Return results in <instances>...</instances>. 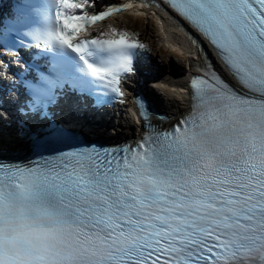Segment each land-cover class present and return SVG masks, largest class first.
Listing matches in <instances>:
<instances>
[{
    "label": "snow or ice",
    "instance_id": "6c2138e0",
    "mask_svg": "<svg viewBox=\"0 0 264 264\" xmlns=\"http://www.w3.org/2000/svg\"><path fill=\"white\" fill-rule=\"evenodd\" d=\"M168 3L215 50L224 75L202 65L189 112L169 131L152 129L139 101L146 128L135 144H93L25 165L0 157V264H264V0ZM93 6L44 0L33 8L34 36L57 71L103 105L123 96L145 46L116 29L79 40L134 5L90 14ZM53 83L33 90L29 111L40 126L15 122L16 138L33 148L73 139L48 118ZM0 122L2 143L11 122Z\"/></svg>",
    "mask_w": 264,
    "mask_h": 264
},
{
    "label": "bare ground",
    "instance_id": "6f19581e",
    "mask_svg": "<svg viewBox=\"0 0 264 264\" xmlns=\"http://www.w3.org/2000/svg\"><path fill=\"white\" fill-rule=\"evenodd\" d=\"M11 4H6L0 8L4 13H8L9 10L11 9ZM1 17V16H0ZM26 17H34L32 14H27V15H22L21 18H15L17 19H23ZM0 21H5V18H0ZM189 31H191L195 36L200 38V36L193 30L191 29L188 25L183 23ZM172 28L169 26L165 29V31L162 33L164 37H169L168 45L169 46H176L175 50L177 51L176 53L184 59L186 62V67L182 66L179 62L177 61H172L171 62V69L170 71L172 74L170 75L169 78H165L164 85H161V88H159V91L156 92L155 89L151 86H147V91L149 94L152 95V97L155 99L157 102V105L161 108L164 109V111L167 112L170 116H173L174 114H177L178 112H181L184 110L186 107V100L185 97L180 93L179 88L183 89L184 87V77L193 69L194 62L189 59L188 54L185 51V42L184 40L177 34H173L171 32ZM162 40V39H161ZM202 43L206 45V42L201 39ZM178 49V50H177ZM7 55V54H6ZM140 61L144 62H149L150 60L147 58L146 54L141 52L140 54ZM189 62V65H188ZM0 63H6L7 61L0 56ZM152 63L156 62L152 60ZM154 66V67H155ZM1 68V67H0ZM0 72H2V69H0ZM179 87V88H178ZM33 89V86L28 87V88H22L19 87L15 91V94H12V91H8L11 93H2L0 96V104L3 102L5 104L12 103L14 105L13 107H17L19 104L15 101L23 98L28 92H30ZM3 105V104H2ZM22 106H18L20 108ZM103 107H106L105 105ZM110 111V110H108ZM109 121V120H107ZM109 134L108 137L111 139H116V138H123L125 136H131L134 134V127L132 125V122L130 119L125 115L122 116L118 119H115L113 122L110 123V126L107 128Z\"/></svg>",
    "mask_w": 264,
    "mask_h": 264
},
{
    "label": "rangeland",
    "instance_id": "374dc122",
    "mask_svg": "<svg viewBox=\"0 0 264 264\" xmlns=\"http://www.w3.org/2000/svg\"><path fill=\"white\" fill-rule=\"evenodd\" d=\"M167 58L169 59V61L170 60H177V61H179L180 63H182V65L184 66V62L180 59V58H177V57H175V56H173L172 54L171 55H168L167 56Z\"/></svg>",
    "mask_w": 264,
    "mask_h": 264
}]
</instances>
